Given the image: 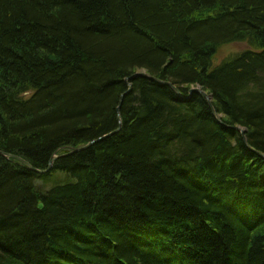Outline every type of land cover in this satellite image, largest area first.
Masks as SVG:
<instances>
[{"label": "trees", "instance_id": "obj_1", "mask_svg": "<svg viewBox=\"0 0 264 264\" xmlns=\"http://www.w3.org/2000/svg\"><path fill=\"white\" fill-rule=\"evenodd\" d=\"M192 88L264 154V0H0V151L60 156H0V264H264V159Z\"/></svg>", "mask_w": 264, "mask_h": 264}, {"label": "water", "instance_id": "obj_2", "mask_svg": "<svg viewBox=\"0 0 264 264\" xmlns=\"http://www.w3.org/2000/svg\"><path fill=\"white\" fill-rule=\"evenodd\" d=\"M138 77L147 78V79H150V80H152V81H154V82H156V83H159V84H161V85L169 86V87H171V88L174 90V92H175L179 97H181V98H183V99H186V100H187V99L190 98V97H187V98L184 97V95L181 93V91H180L177 87H175L172 83H170V82H165V81H163V80H160V79H158V78H156V77H153V76H151V75H149V74H147V73H145V72L135 73L133 76H131L130 78L126 79V83H127L128 87H129V90H128L127 93H129V92L132 90V84H131L130 81H132V80H134V79H136V78H138ZM127 93H126V94H127ZM194 93H198V94L203 95V96L206 98V100L208 101L209 107H210V109H211V111H212V113H213L214 118H215L220 124H222L223 126L229 127V128H231V129H233V130H236V131L240 132L241 135H242V138H243V141H244L245 145H246L251 151H253L254 153H256L259 157H261V158L264 159V154L261 153V152H259V151H257V150H255V149L249 144L248 139H247V136H246V130H245V129H243L242 127H239V126H234V127H233V126H228L227 124H225V123L223 122V120H222V118H221V115L218 114V112L216 111V109H215V107H214V105H213V103H212V97H211V95H209L207 92H205L204 90H202V89H200V88H193V89H191L190 92H189V95L192 96ZM124 97H125V94L121 97L120 106L122 105V102H123V100H124ZM119 111H120V107L118 108V112H119ZM119 119H120V118H119ZM120 129H121V119H120V123H119V128H118L116 131H114L113 133H111L110 135L119 132ZM110 135H108V136H110ZM108 136L106 135V136H104V137H101V138H99L98 140L89 143V144L86 145L85 147L75 149V150H73L70 154H74V153H77V152L84 151V150L90 148V147H91L92 145H94L95 143L100 142L101 140H103L104 138H106V137H108ZM0 156H3L4 158H7V159H16V160L20 161L22 164H24L26 167H28L31 171H33V172H35V173H37V174H40V175H44V174L50 173L51 170H52V168H53V166H54L55 161H56L57 159H59V157H60V156H58V155H54V156L51 158V160H50V162H49V166H48V168H47L46 170H38V169L34 168L32 165H30L28 162H26L25 160H23L22 158H20V157H17V156H14V155L8 154V153H4V152H1V151H0ZM39 208H40V209H43V204H40V205H39Z\"/></svg>", "mask_w": 264, "mask_h": 264}, {"label": "rangeland", "instance_id": "obj_3", "mask_svg": "<svg viewBox=\"0 0 264 264\" xmlns=\"http://www.w3.org/2000/svg\"><path fill=\"white\" fill-rule=\"evenodd\" d=\"M248 48H249V45L245 42L233 43V44L222 47L213 60V67L222 65L228 60L230 56L239 54ZM120 119H119V123H120Z\"/></svg>", "mask_w": 264, "mask_h": 264}, {"label": "bare ground", "instance_id": "obj_4", "mask_svg": "<svg viewBox=\"0 0 264 264\" xmlns=\"http://www.w3.org/2000/svg\"><path fill=\"white\" fill-rule=\"evenodd\" d=\"M3 157V156H2Z\"/></svg>", "mask_w": 264, "mask_h": 264}]
</instances>
